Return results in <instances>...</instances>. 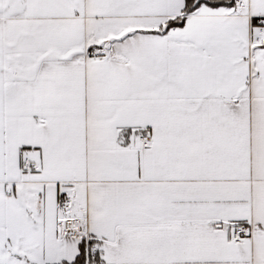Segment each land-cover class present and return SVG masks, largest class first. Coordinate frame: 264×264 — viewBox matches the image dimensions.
<instances>
[{
  "label": "snow or ice",
  "instance_id": "snow-or-ice-1",
  "mask_svg": "<svg viewBox=\"0 0 264 264\" xmlns=\"http://www.w3.org/2000/svg\"><path fill=\"white\" fill-rule=\"evenodd\" d=\"M0 264H264V0H0Z\"/></svg>",
  "mask_w": 264,
  "mask_h": 264
}]
</instances>
